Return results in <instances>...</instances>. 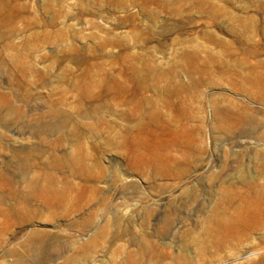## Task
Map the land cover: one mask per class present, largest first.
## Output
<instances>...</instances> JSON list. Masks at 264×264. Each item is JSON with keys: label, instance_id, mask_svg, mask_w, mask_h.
I'll list each match as a JSON object with an SVG mask.
<instances>
[{"label": "rangeland", "instance_id": "rangeland-1", "mask_svg": "<svg viewBox=\"0 0 264 264\" xmlns=\"http://www.w3.org/2000/svg\"><path fill=\"white\" fill-rule=\"evenodd\" d=\"M51 236L264 264V0H0V264Z\"/></svg>", "mask_w": 264, "mask_h": 264}, {"label": "bare ground", "instance_id": "bare-ground-1", "mask_svg": "<svg viewBox=\"0 0 264 264\" xmlns=\"http://www.w3.org/2000/svg\"><path fill=\"white\" fill-rule=\"evenodd\" d=\"M59 242V238L52 236L44 239L35 238L32 241V243L36 246V250L39 251V253L42 255L40 261L41 264H49L50 262L56 261L59 258L60 254L58 256L57 254H53L50 252V248ZM89 260L90 258L87 257L85 254L74 251L69 257L66 258L65 264H90ZM119 264H128V261L125 260Z\"/></svg>", "mask_w": 264, "mask_h": 264}]
</instances>
